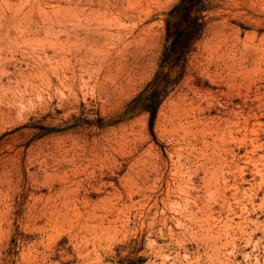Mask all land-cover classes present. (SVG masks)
Listing matches in <instances>:
<instances>
[{"label":"rangeland","instance_id":"obj_1","mask_svg":"<svg viewBox=\"0 0 264 264\" xmlns=\"http://www.w3.org/2000/svg\"><path fill=\"white\" fill-rule=\"evenodd\" d=\"M263 224L264 0H0V264H263Z\"/></svg>","mask_w":264,"mask_h":264},{"label":"bare ground","instance_id":"obj_2","mask_svg":"<svg viewBox=\"0 0 264 264\" xmlns=\"http://www.w3.org/2000/svg\"><path fill=\"white\" fill-rule=\"evenodd\" d=\"M189 180H190V179H189ZM188 183H189V182H188ZM176 184H177V183H176ZM181 184H182V183H181ZM168 185H169V184H168ZM171 185H172V184H171ZM183 185H184V184H183ZM176 186H177V185H176ZM179 186H180V185H179ZM189 187H191V186H188V188H189ZM208 187H210V186H208ZM188 188H187V189H188ZM179 189H181V188H179ZM235 189H236V188H235ZM181 190H182V189H181ZM168 192H169V191H168ZM187 192H188V191H187ZM173 193H174V192H173ZM182 193H183V192H182ZM209 194H210V193H208V195H209ZM182 195H183V194H182ZM179 196H180V195H179ZM185 196H186V195H185ZM190 196H191V195H190ZM180 197H181V196H180ZM182 197H183V196H182ZM165 198H166V196H165ZM183 198H186V197H183ZM162 199H163V198H162ZM166 199H167V198H166ZM179 199H180V198H179ZM227 199H228V198H227ZM208 200H209V199H208ZM167 201H168V200H167ZM167 201H166V202H167ZM189 201H190V199H189ZM192 201H194V200H192ZM183 202H184V201H183ZM225 202H226V201H225ZM206 203H207V202H206ZM234 203H235V202H234ZM165 204H166V203H165ZM171 204H172V203H171ZM171 204H170V205H171ZM185 204H186V203H185ZM229 204H230V203H229ZM236 204H237V203H236ZM163 205H164V204H163ZM170 205H168V206L171 207ZM189 205H190V204H189ZM227 205H228V203H227ZM247 205H248V204H247ZM176 206L178 207V205H176ZM176 206H175V207H176ZM179 206H180V205H179ZM229 206H230V205H229ZM241 206H242V205H241ZM252 206H253V205H252ZM173 207H174V206H173ZM173 207H172V208H173ZM186 207H188V206H186ZM182 208H183V207H182ZM246 208H247V207H246ZM227 209H228V208H227ZM232 209H233V208H232ZM239 209H240V208H239ZM241 209H242V208H241ZM190 210H191V209H190ZM185 211H186V210H185ZM254 211H255V210H254ZM231 214H232V213H231ZM226 215L228 216V214H226ZM239 216H240V215H239ZM239 216H238V217H239ZM190 217H191V216H190ZM206 218H207V217H206ZM211 218H212V217H211ZM209 219H210V217H209ZM213 219H214V218H213ZM160 220H161V219H160ZM176 220H177V219H176ZM224 220H227V218H225ZM224 220H223V221H224ZM230 220H231V219H230ZM230 220H229V221H230ZM158 221H159V220H158ZM158 221H157V222H158ZM220 221H221V220H220ZM220 221H219V222H220ZM161 222H162V221H161ZM188 222H189V221H188ZM190 222H191V221H190ZM227 222H228V221H227ZM253 222H254V221H253ZM255 222H256V221H255ZM196 223H197V222H196ZM216 223H217V222H216ZM251 223H252V222H251ZM194 224H195V222H194ZM206 224H207V222H205V225H206ZM217 224H218V223H217ZM252 225H253V224H252ZM259 225H260V224H259ZM259 225H258V226H259ZM263 225H264V224H263ZM203 226H204V225H203ZM212 227H213V226H212ZM222 227H223V226H222ZM254 227H255V226H254ZM164 228H165V227H164ZM204 228H205V227H204ZM213 228H214V227H213ZM228 228H229V227H228ZM231 228H232V227H231ZM255 228H256V227H255ZM262 228H263V227H262ZM201 229H202V228H201ZM205 229H206V228H205ZM218 229H219V228H218ZM221 229H222V228H221ZM232 229H233V228H232ZM236 229H238V228L236 227ZM241 229H243V227H242ZM246 229H247V228H246ZM209 230H210V229H209ZM225 230H226V229H225ZM257 230H258V229H257ZM257 230L255 231L256 233H257ZM262 230H263V229H262ZM203 231H204V230H203ZM203 231H201V232L203 233ZM210 231H211V230H210ZM222 232H223V231H222ZM233 232H234V231H233ZM253 232H254V231H253ZM220 233H221V232H220ZM235 233H236V231H235ZM246 233H247V232H246ZM250 233H251V232H250ZM256 233H255V234H256ZM205 234H206V233H205ZM216 234H217V233H216ZM228 234H229V233H228ZM232 234H233V233H232ZM232 234H231V235H232ZM251 234H252V233H251ZM203 235H204V234H203ZM221 235H223V234L221 233ZM239 235H240V234H239ZM210 236H211V234H210ZM226 236H228V235H225L224 237H226ZM214 237H216V235H215ZM218 237H220V235H219ZM240 237H241V236H240ZM212 238H213V236H212ZM237 238H239V237H237ZM248 238H249V235H248ZM225 239H226V238H225ZM230 239H231V238H230ZM235 239H236V238H235ZM243 239H245V238H243ZM241 240H242V239H241ZM251 240H252V239H251ZM225 241H228V240H225ZM151 242H152V241H151ZM219 243H220V242H219ZM234 243H235V242H234ZM234 243H233V244H234ZM151 244H152V243H151ZM205 244H206V243H205ZM225 244H226V243H224V245H225ZM253 244H255V243H253ZM219 246H220V245H219ZM226 246H227V244H226ZM253 246H254V245H253ZM255 246H256V245H255ZM216 247H217V246H216ZM256 247H257V246H256ZM158 248H159V247H158ZM160 248H161V247H160ZM212 248H213V247H212ZM219 248H221V246H220ZM219 248L217 247V249H219ZM223 248H224V247H223ZM233 248H234V247H233ZM262 248H264V246H263ZM161 249H162V248H161ZM231 249H232V248H231ZM208 250H209V248H208ZM208 250H207V252H208ZM252 250H253V249H252ZM255 250H256V249H255ZM255 250H253V251H255ZM257 250H258V249H257ZM262 251H263V250H262ZM155 252H156V251H155ZM211 252H212V253L214 252V248H213V251H212V249H211ZM211 252H210V253H211ZM229 252H230V251H228V253H229ZM251 252H252V251H251ZM263 252H264V251H263ZM158 253H159V252H158ZM167 253H168V252H167ZM163 254H164V253H163ZM163 254H162V255H163ZM251 254H252V253H251ZM251 254H250V255H251ZM160 255H161V254H160ZM162 255H161V256H162ZM165 255H167V254H165ZM212 255H213V254H212ZM212 255H211V256H212ZM227 255H228V254H227ZM246 255H247V254H246ZM184 256H185V255H184ZM184 256H183V257H184ZM186 256H187V254H186ZM214 256H215V255H214ZM222 256H223V255H222ZM164 257H165V256H164ZM187 257H188V256H187ZM167 258H168V257H167ZM210 258H211V257H210ZM233 258H234V257H233ZM233 258H232V259H233ZM257 258H258V257H257ZM162 259H163V258H162ZM162 259L160 258V260H162ZM182 259H183V258H182ZM225 259H226V258H225ZM249 259H250V258H249ZM156 260H157V259H156ZM167 260H168V259H167ZM173 260H174V259H173ZM196 260H197V258H196ZM208 260L211 261V259H208ZM218 260H219V259H218ZM256 260H257V259H256ZM263 260H264V258H263ZM263 260H262V262H263ZM154 261H155V260H154ZM165 261H166V260H165ZM165 261H163V262H165ZM210 261H209V262H210ZM245 261H246V260H245ZM254 261H255V260H254ZM163 262H162V263H163ZM172 262H173V261H172ZM186 262H187V261H186ZM204 262H206V261H204ZM211 262H212V261H211ZM219 262H220V261H219ZM255 262H256V261H255ZM255 262H254V264H255ZM160 263H161V261H160ZM170 263H171V262H170ZM263 264H264V262H263Z\"/></svg>","mask_w":264,"mask_h":264},{"label":"trees","instance_id":"obj_3","mask_svg":"<svg viewBox=\"0 0 264 264\" xmlns=\"http://www.w3.org/2000/svg\"><path fill=\"white\" fill-rule=\"evenodd\" d=\"M177 9H178V8L174 9V12H175ZM173 42H174V45L178 43V42L175 41V40H174ZM174 45H173V46L171 45L170 50H171L172 48H173V49L175 48ZM175 46H177V45H175ZM184 48H185V46H184ZM173 49H172V50H173Z\"/></svg>","mask_w":264,"mask_h":264}]
</instances>
